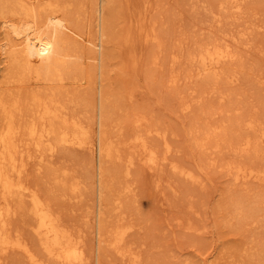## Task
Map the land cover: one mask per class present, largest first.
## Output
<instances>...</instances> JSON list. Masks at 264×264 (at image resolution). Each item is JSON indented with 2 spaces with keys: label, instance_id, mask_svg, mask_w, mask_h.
I'll return each mask as SVG.
<instances>
[{
  "label": "rangeland",
  "instance_id": "obj_1",
  "mask_svg": "<svg viewBox=\"0 0 264 264\" xmlns=\"http://www.w3.org/2000/svg\"><path fill=\"white\" fill-rule=\"evenodd\" d=\"M129 1V9L136 8L146 26L152 27L156 40L144 42L142 35L135 34L129 26L125 0H111L105 135L112 150L104 163L108 192L99 255L95 240L94 146L92 151L89 147H59L51 158L46 157L44 147L40 152L20 147L22 156L15 164L21 168L19 180L38 194L63 226L81 236L86 264H96L97 259L98 264L128 263V256L117 255L109 246L117 227H131L120 250L138 255V264H253L247 254L255 251L250 249L264 236V210L245 226L224 221L227 202L233 197L263 200L264 207V180L241 184L232 176L237 163L264 171V136L257 140L252 136L258 128L249 130L247 134L257 142L251 140L250 147L244 150L236 142L246 133L242 130L241 136L235 131L240 120L256 118L261 128L264 125V0H245L238 19L229 12L219 14V0ZM82 2L80 30L87 35L91 0ZM241 32L246 34L240 37ZM2 38L0 28V41ZM227 43L239 56L230 63L234 71H239L236 84L227 83L229 72L226 78L223 76L226 81L196 76L197 65L189 60V53L204 44L223 47ZM152 55L158 57V67L150 64ZM172 57L176 62L170 67ZM2 68L0 63V75L4 73ZM170 75L177 77L176 83L169 81ZM87 83L67 87L72 99L60 100L67 102L68 114L82 122L89 133L88 142L95 144V117L91 118ZM182 102L189 105L186 110L180 108ZM137 118L142 125L136 133L142 134L155 150L156 164H146L132 144L133 121ZM206 122L224 124L225 135L223 138L218 134L222 135L219 145L230 141L232 145L227 146L232 147L220 146L211 155L194 149L187 131ZM145 128L164 133L170 151L165 152L158 136H146ZM38 155H43V161H38ZM228 163L232 167L229 170ZM171 164L192 171L201 182L197 179L199 184H191L182 179L170 171ZM53 172L57 183L50 174ZM28 199L27 195L21 200L10 198L13 213L7 218L8 228L11 233H19L44 260L31 232ZM188 223L191 229H185ZM0 264L28 262L19 252H8L0 255Z\"/></svg>",
  "mask_w": 264,
  "mask_h": 264
},
{
  "label": "bare ground",
  "instance_id": "obj_2",
  "mask_svg": "<svg viewBox=\"0 0 264 264\" xmlns=\"http://www.w3.org/2000/svg\"><path fill=\"white\" fill-rule=\"evenodd\" d=\"M244 1L219 0L217 5L219 14L229 12L233 18L238 19L242 14ZM129 2L125 0L130 28L135 34L142 35L144 42L156 40L155 35L152 34V27L146 26L145 19L137 14L136 8L129 9ZM90 4L91 26L89 34L84 35L80 30L82 26L80 16L83 14L82 0H0V28L3 36L0 41V63H3L4 71L0 75V255L19 252L26 258L28 264H50V262L86 264V261L81 236L74 235L63 226L38 194L31 192L19 180L21 168L16 167L15 164L18 156H22L20 147H32L39 152L44 147L43 152H47L46 157L51 158L59 147L77 149L89 147L92 151L94 146L97 160L94 215L97 256L100 244L104 241V206L108 192L104 163L112 150L110 141L105 135L109 112L106 68L111 34V0H91ZM245 34L246 32H241L239 36L243 37ZM231 38L233 42L238 40ZM229 46L228 43L223 47L216 44H204L198 47L196 52L189 53V60L197 65L196 76L213 81L219 78L225 80L223 76L226 78L225 75L229 72L227 83L236 84L239 71H234L230 63L239 56ZM170 62V67H173L175 58L172 57ZM150 64L153 66L159 64L158 57L152 55ZM86 72H89V76H86ZM169 81L176 83L177 77L170 75ZM86 83L87 87H85L90 91L91 118L95 117V144L88 142L89 133L85 126L68 114L67 102L60 100V98L71 97L67 87L77 88ZM79 99L84 101V97ZM70 101L72 100L68 102ZM185 104L180 107L182 110L189 107ZM253 119L252 121H255L256 118ZM252 121L240 120L236 127L233 126L239 134L242 130L246 133L244 139L239 140L240 143L236 142V145L239 144V147L244 150L250 147L251 140L255 138L258 140L264 136V125L261 128L257 120L256 127ZM140 124L142 125V121L138 118L133 121L135 133L133 132L132 144L143 155L146 164H156L155 150L147 145L142 134L136 133ZM215 124L201 123L191 126L187 131L191 145L199 153L211 155L214 154L213 151L218 152L220 146V149H224L222 147L232 145L230 141H227L228 138L226 145L223 143L224 146L219 145L222 135L218 134H223L224 138L225 125ZM254 128H258L259 135L257 131H254L255 136L252 137L255 138L252 139L247 132L255 130ZM144 133L146 136L150 134L158 136L163 142L165 152L170 151L164 133L149 128H145ZM243 133L240 135L243 136ZM257 140L255 139L256 142ZM37 159L39 162L43 161V155H38ZM238 165L234 166L235 171L233 175L231 174L233 181L245 184L249 181L264 180L262 169L259 170L253 166L250 168L251 166L244 164H242L244 167ZM226 168L229 170L232 167L228 163ZM170 171L190 181L191 184L201 182L192 171L183 167L171 164ZM50 174L57 183L56 172ZM25 195L28 196L30 204L31 232L36 238L38 250L44 256V260L35 254L30 244L19 233H11L8 228L7 218L13 213L9 204L10 198L16 196L21 200V197ZM262 201H249L240 196L231 198L227 202V215L224 222L234 223L240 227L255 221V218L264 210L261 206ZM130 229L131 227L115 228L111 234L109 246L117 255L128 256L127 264H138L140 260L138 255L120 250ZM185 229H191V223H188ZM252 249L255 251L247 254L249 259L254 260L251 263L264 264V236L250 250Z\"/></svg>",
  "mask_w": 264,
  "mask_h": 264
}]
</instances>
